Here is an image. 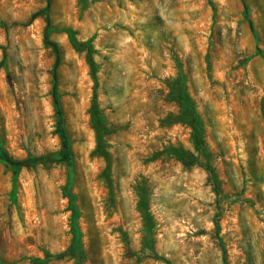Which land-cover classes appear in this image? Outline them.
Here are the masks:
<instances>
[{"label":"rangeland","instance_id":"374dc122","mask_svg":"<svg viewBox=\"0 0 264 264\" xmlns=\"http://www.w3.org/2000/svg\"><path fill=\"white\" fill-rule=\"evenodd\" d=\"M50 1L72 177L65 163L38 164L15 187L0 163V264H264V0ZM46 4L0 0V145L19 159L61 147L56 55L46 16L31 21ZM66 29L91 45L94 69ZM70 178L84 258L48 261L72 242Z\"/></svg>","mask_w":264,"mask_h":264},{"label":"trees","instance_id":"16d2710c","mask_svg":"<svg viewBox=\"0 0 264 264\" xmlns=\"http://www.w3.org/2000/svg\"><path fill=\"white\" fill-rule=\"evenodd\" d=\"M244 6V16L248 20L251 30L255 33L254 29V23L253 20L250 17V7L249 5L243 1ZM50 10H51V1L47 0L46 6L37 11L32 15L31 21L37 19L41 15L46 16L47 25L45 28V34L44 39L47 44H49L56 55V62L53 69V89H52V96H53V103L55 107L57 122H56V133L59 136V139L61 141V147L58 151L48 153V154H42L39 156H33L29 155L25 158L19 159L12 156L7 149L0 145V163L5 165L6 167L10 168L13 171V183L16 187V182L18 180L19 172L23 168H30L37 166L38 164H48V163H65L69 168L70 176L72 177V170L74 165V155L72 152V140L70 138V135L67 131L66 125H65V117H64V111L61 104V97H60V91H59V80H58V68L61 64V50L55 41H53L50 37L51 33L53 32V27L51 24L50 19ZM66 33L68 34L70 42L73 44L75 48H77L80 51H87V58L94 69L95 64L92 58V47L88 42H79L76 38L74 31L71 29H66ZM7 66V54L5 51V48L3 47V58L0 61V71ZM177 101L180 103L182 108V117L190 124L192 127L193 133V142L195 145V149L201 153L206 159L207 162L205 164L202 163V165L205 167V169L211 174L213 179L216 181V172L214 168L210 165L208 154L206 152V142H205V130H204V123L201 119V117L198 115L194 102L190 98V96L186 93H181L180 95H177L176 97ZM94 108H96V103L94 102ZM94 121L96 123V126L99 125V119L96 114L93 116ZM180 158L183 159L186 162L194 163L195 162V156L191 153H180ZM72 178H70L69 182L64 188L65 196L69 198V204L70 209L72 210V218H71V231H72V242L69 245V247L56 255H50L47 259L50 260H60L64 259L66 257H75L79 260V262L84 258V245L82 241V232L79 227V217H80V211L78 209V206L76 204V195L72 192ZM15 189V188H14ZM215 191L217 195H219V189L218 184L215 185ZM215 224L217 229H219L218 220L215 219ZM221 246L223 249L224 254L226 253V250L224 248L223 243L221 242ZM225 260V259H224Z\"/></svg>","mask_w":264,"mask_h":264}]
</instances>
